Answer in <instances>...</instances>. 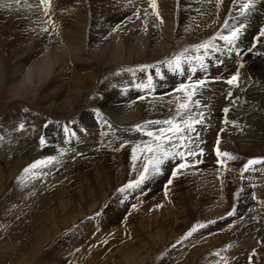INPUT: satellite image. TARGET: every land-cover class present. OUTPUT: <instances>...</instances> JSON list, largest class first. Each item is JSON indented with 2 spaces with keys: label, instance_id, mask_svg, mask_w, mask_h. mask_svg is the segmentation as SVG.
<instances>
[{
  "label": "bare ground",
  "instance_id": "1",
  "mask_svg": "<svg viewBox=\"0 0 264 264\" xmlns=\"http://www.w3.org/2000/svg\"><path fill=\"white\" fill-rule=\"evenodd\" d=\"M7 1L0 0V89L7 88L21 101H29L27 98L32 93L40 96V110L43 114L33 115L31 119L25 118L24 127L17 131H11L10 125L21 120L24 113L0 114V155L10 145H15L11 149L12 153L17 145H40V138L44 137L45 147L57 146L58 155L63 152L59 156L62 159L59 163L66 165L77 153H94V126L100 123H109L110 132L116 129V133H122L126 130L137 131L133 126L144 121H162L169 115L174 116L178 98L184 96L182 90H176L177 86L190 82V79H201L205 74L208 77L220 76L222 79H209L206 86L196 90L197 96L194 99H200L202 106L193 107L192 111L203 112L205 123L195 126L199 136L192 134L189 147L198 153L197 159H202L198 165L203 169L198 172V165L195 168L191 166L185 175L194 180L203 178L201 181L212 177L216 166L211 164L209 157H216L214 143L217 136H221L219 148L226 146L229 149L235 144L249 146L260 139V131L264 134V37H258L260 27L264 25V0H256L255 5L244 15L237 10L242 7L243 0H238L236 4H233V0H155L158 9L152 7V0H51V7L46 13L51 18L54 16V29L51 27L52 22H48L50 19L44 20L46 13L39 5V0H18L21 8L15 15H10L6 9L3 2ZM225 22L229 27L245 25L237 42L239 55L235 51L228 54L226 48L224 51L212 48L205 54L206 71L190 60L183 62V71H173L168 66L167 61L184 49L188 50L184 55L189 57L200 54L191 46L208 40L218 32L225 33ZM214 43L222 48L225 45L218 37ZM253 44L255 47L249 52ZM218 60L223 63H218ZM87 62L95 64L97 70L91 69L92 73L89 74L81 73V70L88 69L85 66ZM238 68V84H227V78ZM149 77L152 79L150 88L137 87L148 84ZM70 82L75 86L69 88ZM229 91L231 96L227 95ZM142 94H149L154 99L136 101L135 98ZM86 96L88 99L100 96L101 101L97 106L85 104L82 101ZM225 107L229 108L227 113L223 111ZM65 113L69 114L55 120L56 114ZM39 117H49L51 124L34 131L33 121ZM62 126L70 127L67 133H64ZM162 127L167 126L150 123L146 131L155 130L158 133ZM141 133L137 131L135 136V139L140 138V147L146 141H152L151 146L154 137L145 133L141 136ZM159 134L168 135L167 132ZM200 148L204 150L202 155L198 152ZM208 148L213 150V155L211 150L208 153ZM64 158L69 160L65 161ZM140 158L136 157V163ZM178 158L165 161L161 174L153 178L164 177L168 167ZM98 171L96 174L100 177ZM123 171L118 169L121 175ZM107 172L113 173V167L110 166ZM252 179L253 176L247 181ZM206 182H202L200 194L187 191L183 188L186 184H180L183 190L179 186L176 198L180 214L195 210V200L203 202L209 199L213 188L206 185ZM155 185L157 183L154 179L147 182V186ZM123 195L112 201L108 211L110 216L106 213L104 220H112L113 216H117L121 208L117 200L123 198ZM244 195L246 197L247 193ZM122 204H128V200L124 203L122 201ZM187 206L189 208L184 209ZM160 217H164L163 214ZM164 218L157 220L161 228L160 223ZM135 219L133 221L137 222L138 218ZM142 220L138 221L141 229L145 222ZM165 236L162 232L147 235L150 244L151 239L156 241Z\"/></svg>",
  "mask_w": 264,
  "mask_h": 264
},
{
  "label": "rangeland",
  "instance_id": "2",
  "mask_svg": "<svg viewBox=\"0 0 264 264\" xmlns=\"http://www.w3.org/2000/svg\"><path fill=\"white\" fill-rule=\"evenodd\" d=\"M8 1L3 3L10 15L20 12V1ZM155 6V9L159 8L158 2ZM43 18L50 19L48 22L53 23L51 27L54 29V16L51 18L46 13ZM85 66L88 69L81 70L83 74L92 73L91 69L97 70V66L91 62L85 63ZM74 86L73 82L68 84L69 88ZM4 88L0 89V114L23 112L25 115L21 120L11 123V131L22 129L25 118L43 114L40 96L32 93L27 98L29 101H21L14 92ZM135 99L141 101L154 97L142 94ZM100 101V96L90 99L86 96L82 102L97 106ZM68 114H56L55 120ZM49 117L34 120V131L50 125ZM110 126L106 122L94 126V153H77L70 160L64 158L65 161L69 160L66 165L59 163L63 152L58 155V147L47 148L46 143L26 147L17 145L13 153L11 149L15 145H10L0 155V264H264V162L241 171L249 158L264 156L263 131L259 132L260 139L249 146L235 144L237 147L233 145L229 149L220 147L223 148L220 149L222 152L227 151L235 157L226 161V167L214 163L217 159L215 156L209 157L211 164L216 166L214 178L212 175L207 180H194L185 175L187 169L178 170L182 174L172 179L166 192V182L171 168L180 162L178 158L168 167L165 178H150L154 179L157 186H147V182L152 181L149 179L124 192L120 191L121 187L129 180H135L136 175L143 170L144 163L148 162L149 153L145 145L150 146L152 141H146L140 147V138L135 139L137 131L116 133L114 129L110 132ZM61 128L67 133L70 127ZM217 137L221 143V136ZM133 147L138 150L136 157L142 158L138 163L133 159ZM207 150L208 153L211 150L212 155L215 153V150L214 153L212 149ZM49 156L55 158L53 163L39 165L27 173L23 171L35 160ZM110 166L113 167V173L107 172ZM197 168L198 172L203 169L199 165ZM98 169L100 177L96 174ZM118 169H124V174H119ZM33 171L36 175L32 174ZM251 176L254 179L247 181ZM202 182L213 188L209 199L201 202L197 195L195 210L180 214L176 199L179 186L181 189L186 184L183 187L185 190L200 194ZM119 195H123L128 204H122L125 200L119 198L117 201L121 208L117 216H113L112 220H104L106 213L110 216L109 207ZM162 214L165 218L160 217ZM159 217L164 218L160 223L163 228L158 224ZM135 218L138 221L145 220L143 229L138 221H133ZM197 225L203 227H195ZM194 227L191 235H186ZM161 232L166 234V239H151L150 244L147 235Z\"/></svg>",
  "mask_w": 264,
  "mask_h": 264
},
{
  "label": "snow or ice",
  "instance_id": "3",
  "mask_svg": "<svg viewBox=\"0 0 264 264\" xmlns=\"http://www.w3.org/2000/svg\"><path fill=\"white\" fill-rule=\"evenodd\" d=\"M238 0H233V4H236ZM256 3V0H243L242 7L238 8L237 10L241 13V15H244L248 9L253 7ZM39 5L42 6L45 13L47 10L51 7V0H39ZM152 7L155 9V0H153ZM157 15H159L157 13ZM224 27L227 29L225 33H216L213 37H210L208 40L201 41L196 45H192L197 53H200L198 55L194 56H187L184 55L188 50L184 49L181 53L174 55L170 60L167 61L168 66L173 70H181L182 64L185 60H190L193 63H198L199 67L201 69H205L206 71V53H208L212 48H215L216 51H224V49H227L228 54H231L233 51L239 55L240 48L238 45V41L240 39V36L242 34V30L244 29L245 25H234L229 27L227 22H225ZM217 37L220 40H223L225 42L224 47H218L214 41L217 39ZM258 37H264V25H262L259 29ZM253 47H255V44H253L252 47L248 49L249 52L253 50ZM218 63H223L222 61H217ZM242 62L240 63V67H242ZM147 67V66H143ZM195 71V68L192 69ZM157 74H159V69H157ZM240 75L239 68L229 76L226 80V83L229 85H236L238 84V77ZM149 82L148 84H142L137 85V87H144V88H150L151 87V77L148 78ZM209 79L213 80H220L222 77H208L206 74L201 79H196L195 81L187 82V83H180L177 86L176 90H182L184 92L183 97L178 98V102L176 103L175 108V115H169L167 119L162 121H144L142 124H135L133 127L142 133H145L149 137H154L153 143L151 146L145 145L149 157L148 162L144 163L143 170L139 172L137 175V178L135 180H129L126 185H123L120 189V191H124L127 188L130 187H137L140 184L144 183L145 181L152 178L154 175H159L162 172V166L164 165L165 161L171 159H175L177 156L180 157V162L176 163L170 171V176L166 182L165 185V191L167 192V185L172 183V179L176 177L179 174H182L178 172V170H186L190 168L194 164H198L201 161L199 159L192 160V157H196L198 153L196 151H192L189 147L190 144H192V134H195L197 137L199 136V133L195 132V126L196 125H203L205 123V116L203 112H195L193 113L192 108H200L201 101L200 99L194 97L197 96V88L206 86ZM228 96H231L232 93L229 91ZM139 99H143V97H138ZM225 113L229 111L228 107H225L223 109ZM150 123L155 124H163L167 127H162L159 129V132L157 133L155 130H147ZM231 123L235 124L236 121H231ZM23 127V125H21ZM167 132L168 135H160L159 133H165ZM41 144H43L44 137H41ZM164 141H167L168 143H162ZM172 141H176L175 144L172 143ZM219 137H217L216 140V148H215V154L218 158L216 160V163L226 167V161L227 160H233L235 157L232 153H229L227 151H221L219 148ZM133 159H136V151L137 149L133 147ZM203 148H200L198 150L199 154H203ZM55 161V158L52 156L45 157L43 160H35L32 164L26 166L24 168V172H29L30 169H36L37 166L47 164V163H53ZM264 162V156L261 157H253L249 158L242 166L241 171L247 170L250 166L255 165L257 163ZM33 175H36L35 171L32 173ZM253 197H255V193H253ZM135 207V205H133ZM228 215H231L232 213H227ZM195 227H203V225H197ZM195 227L190 230L186 235H191V231L195 230ZM255 251V250H253ZM251 259V258H250Z\"/></svg>",
  "mask_w": 264,
  "mask_h": 264
}]
</instances>
